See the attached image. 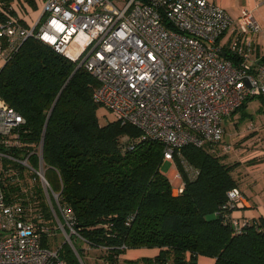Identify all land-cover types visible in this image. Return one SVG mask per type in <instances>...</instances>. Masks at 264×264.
Returning a JSON list of instances; mask_svg holds the SVG:
<instances>
[{"label":"built area","instance_id":"obj_1","mask_svg":"<svg viewBox=\"0 0 264 264\" xmlns=\"http://www.w3.org/2000/svg\"><path fill=\"white\" fill-rule=\"evenodd\" d=\"M21 1L0 0L8 16L0 22V63L33 37L85 67L110 120L138 129L137 142L162 143L163 163L177 168V153L189 179L198 171L180 150L193 145L217 153L224 119L249 99L264 98V56L255 55L253 38L262 30L251 10L234 20L208 0H43L30 28L10 15ZM25 122L0 95V264H67L51 240L61 233L71 241L75 217L46 177L43 138L26 139ZM125 142L134 149L133 140ZM8 183L19 188L18 198L6 196ZM172 186L175 195L184 192L179 170ZM246 201L233 188L223 209ZM41 202L51 208L48 219L36 211ZM231 224L241 233L248 219L232 216Z\"/></svg>","mask_w":264,"mask_h":264},{"label":"trees","instance_id":"obj_2","mask_svg":"<svg viewBox=\"0 0 264 264\" xmlns=\"http://www.w3.org/2000/svg\"><path fill=\"white\" fill-rule=\"evenodd\" d=\"M7 18L0 13V22ZM97 87L85 67L33 37L22 41L0 68V95L24 117L26 139L38 143L43 138L47 171L54 173L57 184L46 177L61 205L74 214L76 235L71 239L83 264L78 237L90 247L104 248L109 264H119L127 252L146 250L155 255L124 263L200 264L205 257L214 264H264V216L248 220L236 233L231 224L235 210L223 209L228 192L239 186L234 172L241 163L185 146L181 159L198 174L189 179L176 153L185 188L175 195L162 171L164 145L137 142L141 133L133 126L111 120L102 124L97 114L102 106L94 99ZM126 137L134 141V149ZM5 192L11 199L20 194L9 183ZM48 208L41 202L36 211L48 219ZM43 242L47 246L49 239ZM60 255L67 264H81L67 243Z\"/></svg>","mask_w":264,"mask_h":264},{"label":"rangeland","instance_id":"obj_3","mask_svg":"<svg viewBox=\"0 0 264 264\" xmlns=\"http://www.w3.org/2000/svg\"><path fill=\"white\" fill-rule=\"evenodd\" d=\"M42 2L43 0H34L32 4L31 2L21 1L20 5L17 6L18 17H20L21 24L24 27L32 28L35 26L37 22L35 20L40 16L42 11ZM97 114L102 124H106L111 119L109 112L103 107L98 109ZM223 126L225 128V135L223 143L217 148L218 155H224L223 158L228 163H241V161H243L244 165L251 164L252 166V163H257L261 160L260 157L254 158V155H256L259 149L262 150L261 146L264 144V98H252L244 109H240L231 117L225 118ZM229 146V152H224V147ZM46 169L48 170V168ZM47 170L46 175L48 179L54 184H57V177L54 173ZM162 171L165 175L169 174V163H163ZM170 181L172 183V179ZM48 211L50 213L52 212L50 207ZM76 240L78 246L83 249L85 264H109L105 258L107 252L104 248L90 247L79 237ZM70 242L73 241L71 240ZM65 243L68 244V241H66V237L61 233H59L57 238L51 240L52 246L59 249H61ZM146 251L147 252H127L126 255L119 258V264H125V259H139L143 256L153 257L155 255L152 251ZM140 264L143 263L141 262Z\"/></svg>","mask_w":264,"mask_h":264},{"label":"crops","instance_id":"obj_4","mask_svg":"<svg viewBox=\"0 0 264 264\" xmlns=\"http://www.w3.org/2000/svg\"><path fill=\"white\" fill-rule=\"evenodd\" d=\"M11 1L15 3L17 0H11ZM208 1L223 8L234 20H238L241 13L245 9L253 11L254 17L259 23L262 30L259 34L253 37L255 44V55L264 56V0H208ZM15 9L17 12V6H15ZM2 66L3 64L0 63V68ZM261 147L262 150L259 149L256 155H254V158L255 157L261 158L259 162L252 163L253 164L252 166L251 164L244 165L243 161H241V166H239L238 169L234 172L235 178L239 183L238 188L244 193L247 201L243 208L237 209L233 212V216L235 218H245L251 222L264 216V144ZM169 165H170V171L169 174H167V176L171 180L178 170L177 168L173 167L170 163ZM140 252H147V251H140ZM214 262H215L214 259L205 258V257L199 258L200 264H214Z\"/></svg>","mask_w":264,"mask_h":264},{"label":"water","instance_id":"obj_5","mask_svg":"<svg viewBox=\"0 0 264 264\" xmlns=\"http://www.w3.org/2000/svg\"><path fill=\"white\" fill-rule=\"evenodd\" d=\"M222 55L225 56V53H222ZM68 244L72 247V249H73V251L75 252L76 256L78 257L80 263L83 264V261H82V259L80 258V256L78 255V252H77V250H76V248H75V246H74V243L68 241Z\"/></svg>","mask_w":264,"mask_h":264}]
</instances>
